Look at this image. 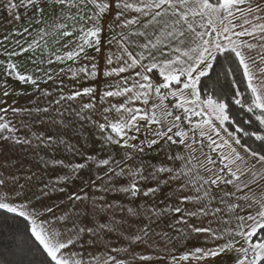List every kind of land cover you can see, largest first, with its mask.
<instances>
[{"label":"snow or ice","instance_id":"snow-or-ice-1","mask_svg":"<svg viewBox=\"0 0 264 264\" xmlns=\"http://www.w3.org/2000/svg\"><path fill=\"white\" fill-rule=\"evenodd\" d=\"M4 9L8 23L21 26L0 34V140L44 150L48 159L38 166L60 174L45 181L17 161L0 162V218L24 222L9 234L18 259L0 264H149L153 256L135 248H152L153 235L166 244L199 236L214 244L193 247L180 261L204 264L235 251V264H264V0H7ZM25 54L33 70L16 62ZM68 61L87 63L53 67ZM67 73L77 82L118 79L65 93L58 78ZM9 79L30 86L28 95L38 93L44 105L9 103L25 95ZM49 82L53 90L41 87ZM84 96L89 102L78 109L68 104ZM117 97L123 103L104 106ZM97 103L102 123L88 115ZM73 115L94 126L101 151L119 146L121 159L90 153L66 123ZM17 116L50 125L48 132L19 135L31 125L14 123ZM153 154L162 159L153 162ZM101 168L103 175L94 173ZM169 215L178 235L154 232ZM113 237L124 245L112 247Z\"/></svg>","mask_w":264,"mask_h":264},{"label":"crops","instance_id":"crops-1","mask_svg":"<svg viewBox=\"0 0 264 264\" xmlns=\"http://www.w3.org/2000/svg\"><path fill=\"white\" fill-rule=\"evenodd\" d=\"M7 2V0H0V34H3L5 32L11 31L12 28H19L21 25L17 24L15 21H13L11 24L8 23L10 17L8 13L4 9V4ZM21 23L24 24V26H27L26 23L24 22V10L21 9ZM16 39H22L21 37H16ZM31 39V38H29ZM49 44L51 45V39L49 40ZM14 47V45H13ZM91 52V50H89ZM113 51H115V48H113ZM39 51L36 53L37 56H39ZM30 55L31 54H25L23 57L16 58V62L20 65L23 66L22 70H33L34 66L30 62ZM0 59H5L2 55H0ZM100 62V67L103 68L104 66V61L100 57L97 58ZM81 63H87V61H81L80 63L73 64L71 61H68L67 64H57L54 65L53 67L58 71L59 68L63 67L67 71V67L71 66L73 69H77L81 66ZM3 72L2 69H0V77H2ZM71 76V73H67V75L62 74L59 79H63L64 82V92L68 93L70 90H78L82 89L83 87H89L92 85H101L103 83H110L113 80L118 79L117 77H112L110 80L105 81L102 77L97 80H85V79H80L79 82L69 79ZM9 84L19 91H23L25 93L24 96L22 97H16V96H11L8 98V102L12 103L13 99H19V103L16 105L17 107L20 106H25V107H34V106H43L45 101L44 98L40 97L39 94L35 95H28V93L32 92V89L30 86L27 85H22L18 81H14L13 79H9ZM42 88H48L50 91L53 90V86L51 82H49L48 85H41ZM55 95V93H54ZM47 99H52V97H49ZM98 99V97H97ZM89 102V97L84 96L81 98H78L76 101H71L68 102L71 108H76L78 109L80 105L84 103ZM112 104H119L123 103V98L117 97V98H108V101L104 104L106 107L108 103ZM68 105H66L67 107ZM100 108L101 105L97 103V110L93 112H89L88 115L91 117L93 121H99L103 122L101 116H100ZM9 117L11 118V114H9ZM113 118H115V113H113ZM23 120L26 123H29L31 125V129L29 128H21L20 132L18 133L21 136H30L31 132H48V129L50 125H39L34 122V120H30L29 117L27 116H17L13 118L14 123L17 121ZM71 122L72 125H74L72 129V133L74 136H80L82 138L87 139L88 141V149L90 153L93 154H98L101 158H107L108 155L110 154L112 157L115 159L119 160L123 156V151L119 148V146H113L110 149H105L101 151V144L99 142L98 138H95L93 142V135L96 132V129L94 126L89 123V122H81L78 121L77 118L73 116H66V123ZM81 124H83V127H81ZM17 127H20V125L17 123ZM153 128H155V125H153ZM50 134V133H49ZM7 135V133H5ZM39 152V155L36 154V152ZM57 158H67L69 157L68 153L65 152H60L57 153ZM154 159L153 162L159 161L162 159V156H155L153 154ZM40 157H43L44 159H48V157L45 155L44 150H34L33 148H25L21 147L19 145H13L10 142H6L3 140H0V162H11V161H17V167L20 165H23L25 169L31 168L33 171L38 172L45 181H54L56 179V176L60 173L58 172H52L47 169H42V167L38 165H42V161ZM67 162V159H66ZM75 162H81L79 158L75 160ZM106 169L101 168L99 171H96L93 169L94 173L97 175H103L104 171ZM117 183H126V181L123 178H118ZM264 183V182H262ZM230 190V189H229ZM165 191H167L165 189ZM59 197V198H58ZM60 199H63V197L59 196L57 194L56 196L52 197V201L59 203ZM112 199V197H110ZM163 199V195L159 196L157 198V202L159 200ZM51 202V201H50ZM140 203V201H138ZM170 203H175V201H170ZM185 207H191V205H185ZM119 215L117 216V219H119ZM175 217L172 215H169L167 217H162L158 225L154 224L152 227L154 229V232L156 233H162V232H167L169 236H177L178 233L174 232L172 229L169 228V224H172L174 221ZM191 223H196L197 221L193 219L190 221ZM207 220L203 221L202 226H206ZM213 227H217V224H213ZM228 225L221 224L219 227H227ZM182 227V226H181ZM207 239L205 236H199L195 239H189V240H182V239H174L171 241V243L166 244L165 241L159 236V235H153L152 236V248H145L143 245H140L135 248V253L137 256L143 255V254H151L153 256L152 261L149 262V264H171L170 258L172 256H175L179 262V264H194L192 260L189 261H180L179 257L185 253L186 251H189L193 247H214L213 243H208L205 244L203 241ZM223 240L216 241L215 243H223ZM123 240H116L115 237H113L111 246L112 247H118L121 245H124ZM243 243V242H241ZM239 245H237L238 247ZM90 252L97 253L103 252V249H96V250H89ZM121 257L127 258V254L124 252L120 253ZM237 256V253L235 251L226 253V254H221L218 257L215 258H210L204 262V264H235V258ZM159 257H164L163 259ZM134 264H141L139 261H135Z\"/></svg>","mask_w":264,"mask_h":264},{"label":"trees","instance_id":"trees-1","mask_svg":"<svg viewBox=\"0 0 264 264\" xmlns=\"http://www.w3.org/2000/svg\"><path fill=\"white\" fill-rule=\"evenodd\" d=\"M238 77V86L241 90V92H245L246 85L243 82H240V74L237 73ZM220 84L223 86L224 91H230L231 85L228 81H225L223 77L220 79ZM247 96V93L245 94ZM234 110H237L239 108L238 105H231ZM247 119V117H245ZM249 143L253 147L258 146L257 143H252V140L250 138H243L242 143ZM24 222L23 218H17L15 220L13 219H3L0 218V233L3 235H0V261H15L18 259V249H17V242L12 240L10 238V233L14 230H23ZM31 259L38 260V257H30Z\"/></svg>","mask_w":264,"mask_h":264}]
</instances>
